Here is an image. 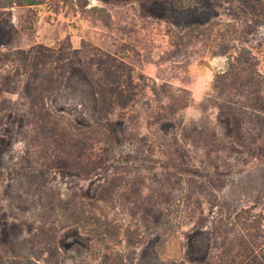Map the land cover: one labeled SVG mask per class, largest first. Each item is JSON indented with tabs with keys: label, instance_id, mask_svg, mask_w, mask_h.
<instances>
[{
	"label": "rangeland",
	"instance_id": "rangeland-1",
	"mask_svg": "<svg viewBox=\"0 0 264 264\" xmlns=\"http://www.w3.org/2000/svg\"><path fill=\"white\" fill-rule=\"evenodd\" d=\"M263 252L264 0H0V264Z\"/></svg>",
	"mask_w": 264,
	"mask_h": 264
},
{
	"label": "trees",
	"instance_id": "trees-1",
	"mask_svg": "<svg viewBox=\"0 0 264 264\" xmlns=\"http://www.w3.org/2000/svg\"><path fill=\"white\" fill-rule=\"evenodd\" d=\"M94 115L96 116V114L94 113ZM234 181V180H233ZM238 181H240V180H238ZM231 191V190H230ZM225 198H227V197H225ZM262 256H264V252L262 253V255H260V254H255V253H253L252 255H251V257L253 258H255V259H261L262 258ZM261 264H264V260L262 259V262H261Z\"/></svg>",
	"mask_w": 264,
	"mask_h": 264
}]
</instances>
